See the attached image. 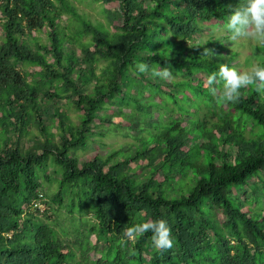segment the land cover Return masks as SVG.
I'll return each mask as SVG.
<instances>
[{
  "label": "trees",
  "instance_id": "16d2710c",
  "mask_svg": "<svg viewBox=\"0 0 264 264\" xmlns=\"http://www.w3.org/2000/svg\"><path fill=\"white\" fill-rule=\"evenodd\" d=\"M239 2L0 0V264H264V93L198 78L239 71L250 41L215 36ZM118 136L114 163L71 159ZM159 219L171 249L126 237Z\"/></svg>",
  "mask_w": 264,
  "mask_h": 264
},
{
  "label": "clouds",
  "instance_id": "9594fccd",
  "mask_svg": "<svg viewBox=\"0 0 264 264\" xmlns=\"http://www.w3.org/2000/svg\"><path fill=\"white\" fill-rule=\"evenodd\" d=\"M226 34L227 41L236 44L240 41H250L264 46V0H240L237 6L231 9L226 22L220 29ZM204 56L211 57L213 52L204 49ZM138 73H149L153 78L161 80L172 79V72L168 67L156 64L138 62L135 64ZM206 87L210 95L220 93V99L226 102H237L240 90L254 87L258 93H264V66L253 63L246 71H237L235 67L221 64L217 71L210 73L206 79ZM151 233L153 247L158 250L171 249L174 239L166 220H152L136 223L125 233L129 240Z\"/></svg>",
  "mask_w": 264,
  "mask_h": 264
},
{
  "label": "rangeland",
  "instance_id": "374dc122",
  "mask_svg": "<svg viewBox=\"0 0 264 264\" xmlns=\"http://www.w3.org/2000/svg\"><path fill=\"white\" fill-rule=\"evenodd\" d=\"M97 9V8H95ZM94 15V12L92 13ZM216 32L215 36H225V34L220 30L222 27L218 26L216 27ZM205 32H209L207 28L204 29ZM240 42H246L247 45L249 44V41H240ZM251 45L246 46L244 45V49L239 50L241 53L239 57V61L237 64H240L239 71H246L248 70L253 63H259V62H264V46H260L255 44L254 42H250ZM198 78H202L206 80V77L204 75L198 76ZM133 127V126H132ZM136 140H130L128 137H111L106 140H103V146L96 145L95 143H87L88 145L85 147H80L74 150L73 156L71 157L72 160L77 161L79 163L84 162L85 160H90L93 155L97 156L99 161L105 162L107 159H110L109 157L111 154L114 152L115 149H122L123 152H127L130 148H132V145ZM118 157H114L110 159L111 162H116ZM57 187V186H55ZM54 191L52 189L51 191L47 190L46 193L51 196V192ZM249 191V190H248ZM89 222L93 223L92 219H88ZM60 222H62L65 226L67 225L69 228V232L71 234V242L74 241L76 232L74 231V226L71 225L70 221L66 219L64 216ZM88 225L85 227L81 225L79 227V235L82 238L83 233L86 231V228ZM102 244H100L101 247Z\"/></svg>",
  "mask_w": 264,
  "mask_h": 264
},
{
  "label": "built area",
  "instance_id": "2783aa9c",
  "mask_svg": "<svg viewBox=\"0 0 264 264\" xmlns=\"http://www.w3.org/2000/svg\"><path fill=\"white\" fill-rule=\"evenodd\" d=\"M43 202H44V197H43V195L40 194L38 200H36L32 204L33 210H36L39 212H44L46 210V208H45Z\"/></svg>",
  "mask_w": 264,
  "mask_h": 264
}]
</instances>
